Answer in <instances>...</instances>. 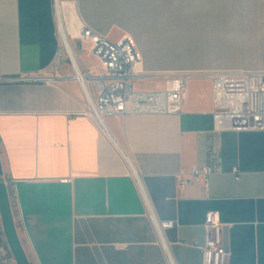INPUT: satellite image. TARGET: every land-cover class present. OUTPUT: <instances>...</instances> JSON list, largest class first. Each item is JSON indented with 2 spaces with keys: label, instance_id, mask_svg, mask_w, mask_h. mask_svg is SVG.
Segmentation results:
<instances>
[{
  "label": "crops",
  "instance_id": "crops-1",
  "mask_svg": "<svg viewBox=\"0 0 264 264\" xmlns=\"http://www.w3.org/2000/svg\"><path fill=\"white\" fill-rule=\"evenodd\" d=\"M58 14L72 51L89 46L84 28L131 38L139 91L190 75L182 114L108 117L103 129L71 70L40 81L55 78ZM220 72H264V0H0V182L31 264H204L211 212L228 264H264V132L218 130ZM216 164L208 187L179 186ZM147 204L175 223L168 253ZM9 252L0 214V264H17Z\"/></svg>",
  "mask_w": 264,
  "mask_h": 264
},
{
  "label": "built area",
  "instance_id": "built-area-1",
  "mask_svg": "<svg viewBox=\"0 0 264 264\" xmlns=\"http://www.w3.org/2000/svg\"><path fill=\"white\" fill-rule=\"evenodd\" d=\"M62 27L63 21L58 14L60 37H62ZM80 41L89 45L90 55L102 65L104 72L93 73L91 69L83 64L82 66L75 49L77 61L73 59L61 38V47L55 65V78L40 81H55L59 73L69 68L73 73L72 79L83 88L86 100L84 113L93 118L103 129H106L104 120L108 117L182 114L188 99L190 75L174 76L168 81L167 88L164 90L139 91L135 88V83L142 56L131 38L126 37L114 43L91 29L84 28ZM65 56L68 58L66 59ZM211 76L218 130L264 132V72H220ZM14 81L22 80L15 79ZM25 81L32 82L33 80L26 79ZM221 173L222 168L219 164L196 167L179 179V186L186 188L195 184H203L208 187L210 177ZM147 207L159 240L168 253L164 233L173 229L175 223L154 219L148 204ZM206 229V245L199 247L203 254L204 264H228L230 253L225 244V227L220 213L211 212L207 215Z\"/></svg>",
  "mask_w": 264,
  "mask_h": 264
},
{
  "label": "water",
  "instance_id": "water-1",
  "mask_svg": "<svg viewBox=\"0 0 264 264\" xmlns=\"http://www.w3.org/2000/svg\"><path fill=\"white\" fill-rule=\"evenodd\" d=\"M4 175L1 156H0V178ZM0 214L3 223L4 233L17 264H31L23 244L20 240L15 217L11 205V198L8 185L0 182Z\"/></svg>",
  "mask_w": 264,
  "mask_h": 264
},
{
  "label": "rangeland",
  "instance_id": "rangeland-1",
  "mask_svg": "<svg viewBox=\"0 0 264 264\" xmlns=\"http://www.w3.org/2000/svg\"><path fill=\"white\" fill-rule=\"evenodd\" d=\"M62 36V35H61ZM62 38V37H61ZM68 40L70 41V39L68 38ZM62 41H63V44H64V46L66 47V45H65V41L63 40V38H62ZM70 43H71V41H70ZM72 44V43H71ZM72 47H73V45H72ZM73 49H75L76 50V52H77V54H78V56H80L81 58H82V61H83V63L85 64V65H88L92 70H95V71H98V70H100L101 68H100V63L95 59V58H93L91 55H90V47L89 46H83L82 47V49L81 48H79V49H77V48H74L73 47ZM66 57V59L68 58L67 56H65ZM66 61H68V60H66ZM81 65H82V63H81ZM83 66V65H82ZM69 69V68H68ZM69 71H70V69H69ZM5 176V173H4V175H3V177ZM2 177V178H3ZM2 178H0V179H2ZM13 257V255H12V252H11V250H10V252H9V258H12Z\"/></svg>",
  "mask_w": 264,
  "mask_h": 264
},
{
  "label": "bare ground",
  "instance_id": "bare-ground-1",
  "mask_svg": "<svg viewBox=\"0 0 264 264\" xmlns=\"http://www.w3.org/2000/svg\"><path fill=\"white\" fill-rule=\"evenodd\" d=\"M62 38H63V40H64L63 28H62ZM64 41H65V45H66V49H67L68 53L70 54V56H71L73 59L76 60V54H75L74 49H73V51H72V49L69 47L67 41H66V40H64ZM76 61H77V60H76Z\"/></svg>",
  "mask_w": 264,
  "mask_h": 264
},
{
  "label": "trees",
  "instance_id": "trees-1",
  "mask_svg": "<svg viewBox=\"0 0 264 264\" xmlns=\"http://www.w3.org/2000/svg\"><path fill=\"white\" fill-rule=\"evenodd\" d=\"M1 180V179H0Z\"/></svg>",
  "mask_w": 264,
  "mask_h": 264
}]
</instances>
